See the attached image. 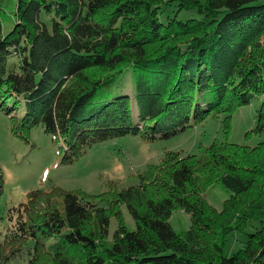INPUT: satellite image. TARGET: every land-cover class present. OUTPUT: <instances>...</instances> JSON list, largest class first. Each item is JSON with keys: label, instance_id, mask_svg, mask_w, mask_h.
I'll return each mask as SVG.
<instances>
[{"label": "trees", "instance_id": "obj_1", "mask_svg": "<svg viewBox=\"0 0 264 264\" xmlns=\"http://www.w3.org/2000/svg\"><path fill=\"white\" fill-rule=\"evenodd\" d=\"M127 71L133 91L118 86ZM257 97L249 132L264 134V1L0 0V111L13 135L29 141L41 125L68 164L96 143L168 139L208 117L225 134L198 153L165 150L129 186L30 190L0 264L25 250L29 264H264V138L228 140L234 113ZM3 183L0 169V196ZM216 185L229 196L221 210L204 198ZM179 209L187 230L170 223Z\"/></svg>", "mask_w": 264, "mask_h": 264}, {"label": "rangeland", "instance_id": "obj_2", "mask_svg": "<svg viewBox=\"0 0 264 264\" xmlns=\"http://www.w3.org/2000/svg\"><path fill=\"white\" fill-rule=\"evenodd\" d=\"M264 1V0H260ZM172 11H166L171 14ZM185 13L180 14L184 18ZM49 29L51 21L46 20ZM13 25V18L4 20L5 31ZM18 62L15 56L9 58V63ZM119 88L133 91L134 84L130 71L118 77ZM262 97H257L248 105L240 107L233 115L232 131L228 140L233 143L256 146L264 134L249 132L255 127L257 112L260 109ZM214 139L225 140L219 120L208 117L195 126L168 139L155 142L143 141L139 135H126L115 139L96 143L87 152L73 162H61L63 149L61 142H56L40 125L30 134V140L25 141L11 133L9 118L0 111V169L3 175V192L0 196V241H3L7 231L16 220L21 203L27 200V193L34 189H47L57 185L65 189H82L88 193L98 194L105 190L109 180L120 181L123 186L137 182L134 175L142 172L148 163H158L165 150H179L183 154L198 153L201 145L208 146ZM228 194L221 186H213L204 194L208 203L217 210L222 209ZM123 212L130 229L135 224L124 206ZM170 223L176 231L187 230L191 226V216L184 210L172 214ZM116 220L112 219L110 232L116 229ZM251 227H248V231ZM244 235H235L229 239L226 255L235 252L237 240H243ZM30 242L28 247H31ZM30 255L25 250L7 264H29Z\"/></svg>", "mask_w": 264, "mask_h": 264}]
</instances>
